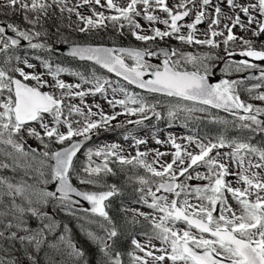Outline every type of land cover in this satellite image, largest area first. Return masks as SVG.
<instances>
[{"label": "snow or ice", "instance_id": "1", "mask_svg": "<svg viewBox=\"0 0 264 264\" xmlns=\"http://www.w3.org/2000/svg\"><path fill=\"white\" fill-rule=\"evenodd\" d=\"M0 17V264H264V0H0ZM109 26L138 44L94 43ZM151 120L186 131L138 136ZM119 129L127 147L84 151ZM133 185L150 212L118 219Z\"/></svg>", "mask_w": 264, "mask_h": 264}, {"label": "trees", "instance_id": "2", "mask_svg": "<svg viewBox=\"0 0 264 264\" xmlns=\"http://www.w3.org/2000/svg\"><path fill=\"white\" fill-rule=\"evenodd\" d=\"M0 19L6 20L7 18L0 17ZM11 19L14 22H17V23L23 25V21H22V18H21L20 15L14 16ZM60 24H61L60 20H52V21H50L48 23L47 27H48V29L51 32V31H54L56 27H59ZM60 30H61V32L65 33V34L68 33V30L65 27H61ZM241 35H244V34H241ZM72 36H74L78 40H85L86 39V37L83 34L76 33V32H72ZM55 39H56V37L52 36L50 42L54 41ZM259 39L264 41L263 38H259ZM93 42L94 43H103L105 45H120V46H135V45L138 44V42L134 41V39L129 34H125L124 36H118L115 32H113L110 29V27L108 28V30L106 32H101L98 35V37ZM167 43L171 44V45H175L176 41L172 42L170 40ZM258 43L259 42H257V44ZM56 46H58V45H56ZM41 55H43V53H41ZM51 59L54 62H59V63L63 64L64 66L72 68V69L77 70V71H84L88 67L84 63H78V62H76V61H74L72 59H69V58H66V57H60V56H57V55L51 56ZM59 59H61V60H59ZM74 79H76V78H74ZM242 98L244 100H246V101L248 100V97H247L246 94H242ZM251 102H253V101H251ZM118 119L119 120H124L125 117L121 116ZM113 123H116V122L114 121ZM165 123H158L155 120H153V121L149 122L146 126H148V128L151 129V127L153 125H158V129L160 130V129H164L165 128ZM201 130H202V132L215 133L216 132V126H213V125L202 126ZM117 132H118V130H116L114 132H111V133L101 131L100 134L101 135L102 134L110 135V134H115ZM261 139H262V137H257L256 138V142H260ZM108 182L109 183H116L117 185H123L124 177H123V175H118V176H115V177H109L108 178ZM133 186L132 187L125 186V191H124L123 195L113 199L111 214L116 216L118 219H122V216L119 215L120 207H121L122 203L126 204L127 206L134 205L133 200L136 199V196L132 192ZM130 215L131 214L129 213V216ZM144 223L146 224L147 222H144ZM137 227H139V226H137ZM72 230H73L75 239H77L79 241V243L81 244V246L84 248V250L86 252H88L90 254V250L91 251L95 250L94 247H92L90 245L91 243L82 234L79 233V231L76 228L74 223L72 224ZM124 248L126 250L128 249V244L127 243L124 244ZM125 259H126V256H125Z\"/></svg>", "mask_w": 264, "mask_h": 264}, {"label": "rangeland", "instance_id": "3", "mask_svg": "<svg viewBox=\"0 0 264 264\" xmlns=\"http://www.w3.org/2000/svg\"><path fill=\"white\" fill-rule=\"evenodd\" d=\"M76 18H75V16L73 15L72 16V20H75ZM63 23L64 24H67L68 23V20L67 19H65L64 21H63ZM141 23L142 24H144L145 22L143 21V20H141ZM161 28H163V25H159ZM110 27V29L112 30V28H111V26H109ZM201 28H206V25H201L200 26ZM66 28V27H65ZM67 29V28H66ZM68 30V29H67ZM113 31V30H112ZM114 32V31H113ZM237 32L239 33V30L237 29ZM76 33H78V32H76ZM239 34H244V33H239ZM248 35H250V34H248ZM260 38H263L264 39V36H261ZM172 42H174V40H171ZM174 44V43H173ZM202 49V50H201ZM200 49V51H205L206 49H203V48H201ZM186 51H193V52H195L196 51V49L195 48H187L186 47V49H185ZM22 55H23V52L21 53ZM222 55H223V53H221ZM57 56H59V55H57ZM60 57H63V56H60ZM236 59H239V57H236ZM59 60H61V59H59ZM32 62L33 63H37V70L38 71H43V69H41L40 67H39V64H38V62L35 60V59H33L32 60ZM256 63H258V64H261V65H264V61H256ZM245 73H247V72H245ZM244 73V74H245ZM217 75H219V76H221L220 74H219V70L217 69ZM215 77V76H214ZM46 79H48V77L46 76L45 77ZM62 78L66 81V82H69V83H72V82H76V79H74L73 77H71V76H69V75H67V74H65V75H63L62 76ZM232 78H236L235 76H233ZM45 90H47V89H45ZM248 97V96H247ZM96 99V101L97 102H99V103H101L102 105H103V107H104V110L106 111V112H110L111 111V109L109 108V106L107 105V104H105L104 103V101H103V99L102 98H100V97H96L95 98ZM87 100H88V102L89 103H92L93 102V98L92 97H88L87 98ZM254 102V104H257V105H260L261 104V102H259V101H253ZM130 127V126H129ZM131 128V127H130ZM123 132H124V129H119L118 130V132L117 133H115V134H110V135H107V134H99V136H94L93 137V139H92V141L90 142V143H88V145L84 148V151H86L87 150V148H89V147H91V148H96V147H99L100 145H103V144H105V143H109V142H119V143H121V144H123L125 147H127L128 146V144L129 143H131V141H128V142H126V141H124L123 139H122V134H123ZM167 133H174V134H176L177 136H181L182 134H184L185 133V131L182 129V128H180V127H178V126H173V127H171V128H164V129H162V131H158V135H159V138L161 139V140H163V139H165V136H166V134ZM136 134L138 135V136H141V137H150L151 136V130H147V129H143V128H140V129H136ZM30 143H32L33 144V146L36 144V142L35 141H29ZM148 147L149 148H157L158 146L155 144V143H153V141H152V139L151 138H149V143H148ZM165 149L164 148H161V151H164ZM132 154H134V152L132 153ZM164 159L165 160H170L171 159V157L170 156H167V157H164ZM190 183H192V184H197V183H204L203 181H195V180H193V181H191ZM133 187H135V185L133 186ZM229 202L230 203H232V206L235 208L236 207V204H235V202L234 201H231V198H229ZM129 208H139L141 211H144V212H150V209H148L147 207H142L141 205H136V206H134L133 205V207L132 206H130ZM181 227H183V225H181ZM142 242H143V237H138ZM92 247H94L92 244H90ZM125 260H127V256H126V259Z\"/></svg>", "mask_w": 264, "mask_h": 264}, {"label": "water", "instance_id": "4", "mask_svg": "<svg viewBox=\"0 0 264 264\" xmlns=\"http://www.w3.org/2000/svg\"><path fill=\"white\" fill-rule=\"evenodd\" d=\"M57 48L58 49H60V51L58 52V54H61V55H64V49H65V46H63V45H59V46H57ZM65 56V55H64ZM71 58V57H70ZM247 75H249V74H246L245 76H247ZM215 81H217L216 79H213V82H215ZM93 139V138H92ZM86 145H88V143L86 144ZM85 145V146H86ZM84 146V147H85ZM86 207H87V205H85Z\"/></svg>", "mask_w": 264, "mask_h": 264}]
</instances>
